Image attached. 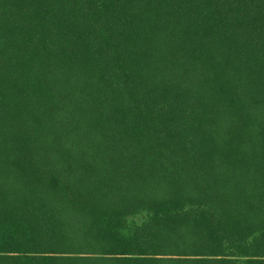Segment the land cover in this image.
Segmentation results:
<instances>
[{
  "label": "trees",
  "instance_id": "16d2710c",
  "mask_svg": "<svg viewBox=\"0 0 264 264\" xmlns=\"http://www.w3.org/2000/svg\"><path fill=\"white\" fill-rule=\"evenodd\" d=\"M0 264H264V0H0Z\"/></svg>",
  "mask_w": 264,
  "mask_h": 264
},
{
  "label": "rangeland",
  "instance_id": "374dc122",
  "mask_svg": "<svg viewBox=\"0 0 264 264\" xmlns=\"http://www.w3.org/2000/svg\"><path fill=\"white\" fill-rule=\"evenodd\" d=\"M135 220H137L139 222L141 220V217H137V218H135Z\"/></svg>",
  "mask_w": 264,
  "mask_h": 264
}]
</instances>
